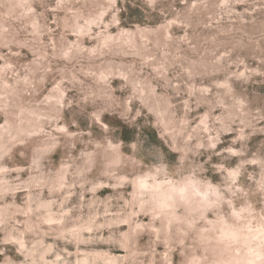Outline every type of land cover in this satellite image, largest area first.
Masks as SVG:
<instances>
[{"label": "rangeland", "instance_id": "374dc122", "mask_svg": "<svg viewBox=\"0 0 264 264\" xmlns=\"http://www.w3.org/2000/svg\"><path fill=\"white\" fill-rule=\"evenodd\" d=\"M232 170L264 211V0H0V264H183L136 179Z\"/></svg>", "mask_w": 264, "mask_h": 264}, {"label": "clouds", "instance_id": "9594fccd", "mask_svg": "<svg viewBox=\"0 0 264 264\" xmlns=\"http://www.w3.org/2000/svg\"><path fill=\"white\" fill-rule=\"evenodd\" d=\"M238 175L232 170L215 182L205 171L179 181L157 180L156 173L136 179L135 191L151 196V212L184 225L183 233L193 239L194 251H186L183 264H264V211L232 198L228 185ZM181 206L186 215H178Z\"/></svg>", "mask_w": 264, "mask_h": 264}]
</instances>
